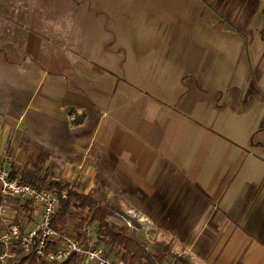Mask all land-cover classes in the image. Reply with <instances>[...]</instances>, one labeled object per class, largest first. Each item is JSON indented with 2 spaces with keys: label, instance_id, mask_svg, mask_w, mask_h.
Returning <instances> with one entry per match:
<instances>
[{
  "label": "crops",
  "instance_id": "1",
  "mask_svg": "<svg viewBox=\"0 0 264 264\" xmlns=\"http://www.w3.org/2000/svg\"><path fill=\"white\" fill-rule=\"evenodd\" d=\"M164 1L120 29V16L86 0H0L15 5L0 20L20 23H0V50L17 53L0 92L50 150L35 157L46 154V169L56 158L84 194L195 246L207 264H264V92L259 80L253 96L250 80H214L197 31L163 28Z\"/></svg>",
  "mask_w": 264,
  "mask_h": 264
},
{
  "label": "rangeland",
  "instance_id": "2",
  "mask_svg": "<svg viewBox=\"0 0 264 264\" xmlns=\"http://www.w3.org/2000/svg\"><path fill=\"white\" fill-rule=\"evenodd\" d=\"M86 1L89 2L91 10L102 16L113 15L120 16V18L122 16L121 19L119 18V21H116L117 17H115L113 21L120 29L126 28L127 26L129 29H132V23L126 17L127 15L140 16L142 12H144L143 7H158L160 5L155 2L158 0ZM170 1L171 0H168V2L164 1V4L161 5V9H164V12H167V14L173 13L171 17L172 20L164 23L163 28L171 29L176 25L180 27L179 29L197 31L199 46L209 47L212 64L209 63L211 62L209 58V62L206 63V66L209 70H214L216 76L214 80H234L233 83L239 86L242 85L243 80L252 81L254 75L257 80H259V88L264 92V0H258V9L254 13L249 27V32H251V37L249 39L237 33L227 22H224L219 14L211 7H208L203 0L200 1L204 6L200 4L201 2L199 0ZM161 2L163 1H160V3ZM144 3L146 4L143 6ZM229 3L233 8V17L239 16L244 11V0H229ZM27 7H29V5ZM1 8L6 9L7 12H14L15 5L7 4L3 6V4H0V9ZM195 8L198 10L199 8H203L206 13L204 14L206 18L201 15L203 14L202 12L201 14L200 12L196 13V18L195 15L191 18V11H194ZM137 21L135 22V29L141 31L143 26ZM0 23H4L10 28H14L17 24L20 25L16 20L9 19L5 22L0 20ZM15 55L17 56V53L10 54L7 51L0 50L1 76H4L8 72L4 67L5 60L7 58L8 60H12V58L14 60ZM205 57L204 55V58ZM11 69L14 73V79H19L18 66L13 65ZM8 75L9 74L6 75L7 78L5 79L13 80L9 78ZM209 80L212 79L209 77ZM8 95L7 92H0V166L15 165V167L21 169L29 167L39 149L37 148V144L31 139L29 126L27 124H20L19 118L15 116V112L13 111V93L11 97H8ZM39 151L47 154L50 153L48 149H44L43 151L40 149ZM54 162L57 164L48 167L47 172L52 179L66 182L65 179L61 177L59 167L61 163L57 162L56 158H54ZM69 185L74 186V188L80 191L79 184L74 183ZM93 195L95 196V194ZM114 208L118 209L117 207ZM7 211V221L14 220V216L15 218L18 217L22 224H27L34 219L31 218L27 220V214H18V211L13 208V206H8ZM32 216L34 217V213H32ZM80 217L79 211H73L72 215L69 217V224L66 230L73 231L74 228L77 229ZM109 222L116 224L119 228L132 234L149 252L162 256V262L177 264L174 257H179L188 262V264H207L206 258L202 259L195 246L190 250L186 246H181L178 242L167 239L156 225H152L146 221H139L138 214L133 215L119 210L118 212H114L113 216L109 218ZM127 222L131 224V227L127 225ZM164 247H167L169 250L164 251Z\"/></svg>",
  "mask_w": 264,
  "mask_h": 264
},
{
  "label": "trees",
  "instance_id": "3",
  "mask_svg": "<svg viewBox=\"0 0 264 264\" xmlns=\"http://www.w3.org/2000/svg\"><path fill=\"white\" fill-rule=\"evenodd\" d=\"M204 3L217 12L220 18L227 22L237 33L241 34L246 39L251 37L249 27L251 19L254 13L257 11L258 0H244V11L237 17H233V8L229 3V0H203ZM256 79V80H255ZM257 78L253 75L249 94L258 93L256 87ZM48 157L44 153L38 154L29 167L17 168L15 165H11V172L13 177H19L20 180L26 184L36 187L39 190L51 191V190H66L67 196L65 199H61L59 207L56 213L51 218L50 228L58 233L62 234L66 231L69 224V217L73 211H79L81 215L79 225L75 231L80 230L86 224H93L106 246L109 250L114 252L117 256H120L124 264H157L162 262L163 257L158 256L156 253H151L140 245V242L135 237L119 228L116 224L109 222L114 212L119 210L101 202L93 194H83L78 191L74 186H70L68 183L52 179L45 163ZM201 194L200 191H198ZM9 206H13L18 211V214H27L26 219L32 218L33 209L29 203L21 204L17 200H11ZM15 223L22 224L21 220L17 217L14 219ZM1 232V229H0ZM207 233V231L205 232ZM196 246L204 254L209 247V244L205 239L199 238L196 242ZM167 247H164V251H168ZM5 248L0 244V255L3 254ZM14 253L13 257L8 258L6 264H45L42 260L35 257L34 252L24 254L19 250L11 248ZM177 264H188L185 260L174 257ZM55 264H79L75 257H70L64 262Z\"/></svg>",
  "mask_w": 264,
  "mask_h": 264
},
{
  "label": "built area",
  "instance_id": "4",
  "mask_svg": "<svg viewBox=\"0 0 264 264\" xmlns=\"http://www.w3.org/2000/svg\"><path fill=\"white\" fill-rule=\"evenodd\" d=\"M66 196V190H39L19 177H13L10 166H0V244L5 248L0 255V264H6L8 258L13 257L11 248L24 254L34 252L35 257L45 264L61 263L70 257H75L79 264H124L121 257L105 245L93 224H86L78 231L66 230L62 234L50 228L51 218L60 200ZM11 200L29 203L34 213L33 221L27 224L7 221ZM127 225L131 227L128 222Z\"/></svg>",
  "mask_w": 264,
  "mask_h": 264
}]
</instances>
